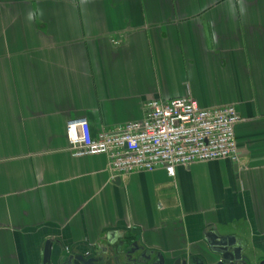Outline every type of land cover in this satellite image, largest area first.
Segmentation results:
<instances>
[{
  "label": "crops",
  "instance_id": "1",
  "mask_svg": "<svg viewBox=\"0 0 264 264\" xmlns=\"http://www.w3.org/2000/svg\"><path fill=\"white\" fill-rule=\"evenodd\" d=\"M182 97L237 111V166L112 179L70 155L67 122L97 134ZM207 236L264 264V0H0V264H43L47 241L52 264H215Z\"/></svg>",
  "mask_w": 264,
  "mask_h": 264
},
{
  "label": "built area",
  "instance_id": "2",
  "mask_svg": "<svg viewBox=\"0 0 264 264\" xmlns=\"http://www.w3.org/2000/svg\"><path fill=\"white\" fill-rule=\"evenodd\" d=\"M113 46L120 42L113 41ZM143 119L92 134L85 119L67 122L68 150L74 158L104 156L112 179L227 160L237 166L234 137L240 117L232 107L203 110L189 97L144 101Z\"/></svg>",
  "mask_w": 264,
  "mask_h": 264
},
{
  "label": "water",
  "instance_id": "3",
  "mask_svg": "<svg viewBox=\"0 0 264 264\" xmlns=\"http://www.w3.org/2000/svg\"><path fill=\"white\" fill-rule=\"evenodd\" d=\"M113 238V234H109L108 238ZM206 240L210 246V252L216 254L219 257V260L215 264H249V258L242 254V248L236 245L235 241L231 238L223 239L216 236H207ZM134 249L130 250L127 253V256L136 255L140 250L133 244ZM51 241H47L44 246V252L42 257L43 264H52L50 262L51 257ZM146 263L150 262V258L146 257L144 254L141 255ZM132 263L135 264V260H132ZM65 264H91V260L85 261L81 256H78L74 259L68 258L67 263ZM149 264H167L165 259H159L158 262H151ZM172 264H206L204 260L200 259H177Z\"/></svg>",
  "mask_w": 264,
  "mask_h": 264
},
{
  "label": "flooded vegetation",
  "instance_id": "4",
  "mask_svg": "<svg viewBox=\"0 0 264 264\" xmlns=\"http://www.w3.org/2000/svg\"><path fill=\"white\" fill-rule=\"evenodd\" d=\"M132 249H134V248H133V247H131V248H130V250H132ZM130 250H129V251H130Z\"/></svg>",
  "mask_w": 264,
  "mask_h": 264
},
{
  "label": "clouds",
  "instance_id": "5",
  "mask_svg": "<svg viewBox=\"0 0 264 264\" xmlns=\"http://www.w3.org/2000/svg\"><path fill=\"white\" fill-rule=\"evenodd\" d=\"M29 18H31V14H29Z\"/></svg>",
  "mask_w": 264,
  "mask_h": 264
}]
</instances>
